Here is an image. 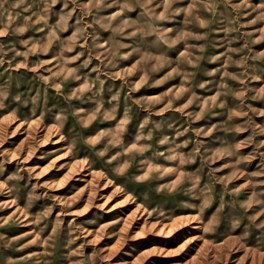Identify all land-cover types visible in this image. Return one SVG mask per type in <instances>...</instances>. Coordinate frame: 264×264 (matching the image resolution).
Returning <instances> with one entry per match:
<instances>
[{
  "label": "rangeland",
  "instance_id": "obj_1",
  "mask_svg": "<svg viewBox=\"0 0 264 264\" xmlns=\"http://www.w3.org/2000/svg\"><path fill=\"white\" fill-rule=\"evenodd\" d=\"M0 264H264V0H0Z\"/></svg>",
  "mask_w": 264,
  "mask_h": 264
},
{
  "label": "bare ground",
  "instance_id": "obj_2",
  "mask_svg": "<svg viewBox=\"0 0 264 264\" xmlns=\"http://www.w3.org/2000/svg\"><path fill=\"white\" fill-rule=\"evenodd\" d=\"M198 226H195L196 228H194L195 230H199L202 228V225L201 224H197Z\"/></svg>",
  "mask_w": 264,
  "mask_h": 264
}]
</instances>
